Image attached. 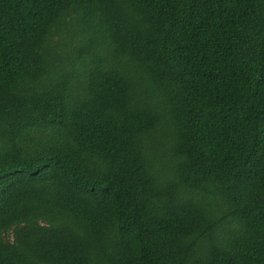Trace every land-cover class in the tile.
I'll return each instance as SVG.
<instances>
[{"label":"trees","instance_id":"trees-1","mask_svg":"<svg viewBox=\"0 0 264 264\" xmlns=\"http://www.w3.org/2000/svg\"><path fill=\"white\" fill-rule=\"evenodd\" d=\"M0 264H264V0H0Z\"/></svg>","mask_w":264,"mask_h":264}]
</instances>
